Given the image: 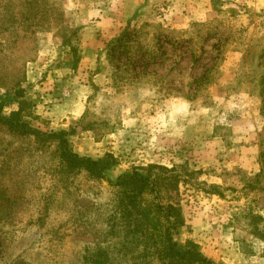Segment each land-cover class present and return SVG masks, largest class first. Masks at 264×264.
<instances>
[{
    "label": "rangeland",
    "instance_id": "1",
    "mask_svg": "<svg viewBox=\"0 0 264 264\" xmlns=\"http://www.w3.org/2000/svg\"><path fill=\"white\" fill-rule=\"evenodd\" d=\"M16 89L31 127L115 164L70 169L58 138L0 122V264H160L120 210L133 172L159 178L150 218L180 207L173 241L264 264V0H0V95ZM215 133L226 149L212 153Z\"/></svg>",
    "mask_w": 264,
    "mask_h": 264
},
{
    "label": "trees",
    "instance_id": "2",
    "mask_svg": "<svg viewBox=\"0 0 264 264\" xmlns=\"http://www.w3.org/2000/svg\"><path fill=\"white\" fill-rule=\"evenodd\" d=\"M129 26L124 32L109 43L108 54H115L117 52L119 44L124 42V38L129 36ZM114 44V45H111ZM79 61V57L76 56L75 64ZM24 92L21 89H16L13 93H5L0 95V122L7 124L11 129L17 131H28L35 133L36 135L47 136L51 138H58V151L62 160L66 163V166L70 169L73 167L85 168L91 174H96L99 177H106L107 170L114 166L115 160L112 155L106 154L99 159H93L88 156H82L73 151L70 147L69 140L67 138V132L56 131L45 133L36 128H33L29 123L24 120L21 115L23 111V104L26 100H23ZM16 100L20 104V108L17 111L11 113L9 117H5L2 114V110L6 103ZM156 167L157 165H152ZM163 173H170L168 178L177 181V174L173 173V168L170 169L165 166L160 167ZM159 178H152L151 174L141 175L138 172L132 174L122 175L119 178L118 183L125 189L121 198L120 210L123 212L124 220H131L133 223V229H142L149 233L150 238L153 239L155 245V254L158 255L160 264H215L209 258H207L196 246L186 245L181 246L177 242L173 241V230L180 222V207H176L174 203L170 202L168 205H163L161 202H157L151 208L152 212H155V216L149 217L150 209L142 204V197L146 194L147 189L152 185L155 186ZM164 181L165 179L162 178ZM156 195L160 200V189L157 188ZM163 218V219H162ZM150 219L149 221H146ZM148 226H152L148 229ZM99 262V261H98Z\"/></svg>",
    "mask_w": 264,
    "mask_h": 264
},
{
    "label": "crops",
    "instance_id": "3",
    "mask_svg": "<svg viewBox=\"0 0 264 264\" xmlns=\"http://www.w3.org/2000/svg\"><path fill=\"white\" fill-rule=\"evenodd\" d=\"M226 78V76H224V79ZM224 93V92H223ZM224 95H225V98H227V96H228V94H225L224 93ZM227 95V96H226ZM57 108H55V109H57V112L59 113L60 112V109H62V116H64V115H70L69 114V112H71L72 113V110H71V106L70 105H67V104H63V105H61V104H56L55 105ZM53 109V108H52ZM51 109V110H52ZM63 111H64V114H63ZM65 111H66V114H65ZM58 120V119H57ZM217 136H219V134L218 133H215V134H213L212 135V137H211V139L210 140H207L205 143H206V145L209 147H211V152L212 153H217L216 151H215V147H214V145L216 144V146H218V149H222L223 147H224V149H226V143H224V141L220 138V136L219 137H217ZM225 159H224V161L225 162H227V160L228 159H230L231 158V156L230 155H225V157H224Z\"/></svg>",
    "mask_w": 264,
    "mask_h": 264
}]
</instances>
